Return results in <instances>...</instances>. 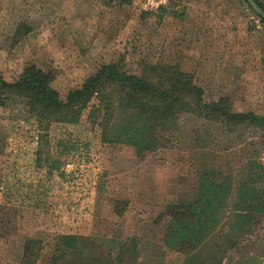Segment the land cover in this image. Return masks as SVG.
I'll use <instances>...</instances> for the list:
<instances>
[{
	"label": "rangeland",
	"instance_id": "obj_1",
	"mask_svg": "<svg viewBox=\"0 0 264 264\" xmlns=\"http://www.w3.org/2000/svg\"><path fill=\"white\" fill-rule=\"evenodd\" d=\"M192 1L0 0V76L12 81L28 64L52 63V87L64 98L111 60L131 73L143 62L177 64L207 100L225 96L234 111L263 114L264 24L243 0ZM87 113L51 123L40 143L24 105L0 107V264H25L27 239L37 242L34 264H47L62 234L94 237L113 255L133 239L131 264H206L214 238L189 255L170 251L161 214L193 198L200 178L236 179L250 162L264 167V127L228 133L184 113L157 129L154 150L137 152L102 141ZM116 199L127 201L122 216ZM244 254L232 251L221 264ZM256 259L264 264V255Z\"/></svg>",
	"mask_w": 264,
	"mask_h": 264
},
{
	"label": "trees",
	"instance_id": "obj_2",
	"mask_svg": "<svg viewBox=\"0 0 264 264\" xmlns=\"http://www.w3.org/2000/svg\"><path fill=\"white\" fill-rule=\"evenodd\" d=\"M255 2L264 10V0ZM56 75L53 64L45 63L26 65L12 81L0 76V107L24 105L36 119L40 143L47 138L45 130L51 123H77L86 108L87 116L100 128L102 141L128 144L137 152L154 150L157 129L184 113L217 124L228 133L264 127V113L234 111L225 96L207 100L193 73L177 64L143 62L139 73H131L120 59L111 60L100 64L64 98L52 87ZM51 165L58 167L54 161ZM237 177L200 178L193 198L167 203L161 214L166 220L164 247L189 255L212 237L215 251L206 264H221L232 251L245 253L238 264H263L256 256L264 255V167L250 162ZM126 206V200L116 199L113 212L122 216ZM34 243V239L25 240L22 263H35ZM254 250L261 255H246ZM136 258L133 239L121 243L113 255L94 237L62 234L47 264H131Z\"/></svg>",
	"mask_w": 264,
	"mask_h": 264
},
{
	"label": "water",
	"instance_id": "obj_3",
	"mask_svg": "<svg viewBox=\"0 0 264 264\" xmlns=\"http://www.w3.org/2000/svg\"><path fill=\"white\" fill-rule=\"evenodd\" d=\"M254 13L264 20V10L255 2V0H245Z\"/></svg>",
	"mask_w": 264,
	"mask_h": 264
},
{
	"label": "crops",
	"instance_id": "obj_4",
	"mask_svg": "<svg viewBox=\"0 0 264 264\" xmlns=\"http://www.w3.org/2000/svg\"><path fill=\"white\" fill-rule=\"evenodd\" d=\"M198 1L196 0H194V1H192V3H196L197 5H200V3H197ZM165 262V261H164ZM165 264H166V262H165Z\"/></svg>",
	"mask_w": 264,
	"mask_h": 264
}]
</instances>
